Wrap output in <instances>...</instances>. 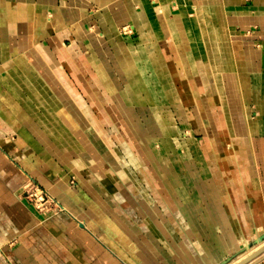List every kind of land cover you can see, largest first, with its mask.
<instances>
[{"label": "crops", "instance_id": "obj_1", "mask_svg": "<svg viewBox=\"0 0 264 264\" xmlns=\"http://www.w3.org/2000/svg\"><path fill=\"white\" fill-rule=\"evenodd\" d=\"M157 1L0 0V264H220L264 236V0ZM191 7L215 24L198 32L196 59ZM159 10L158 53L179 99L166 106L200 165L145 105L153 143L140 147L92 65L124 67L112 28L132 24L123 39L135 51ZM27 181L71 217L34 213Z\"/></svg>", "mask_w": 264, "mask_h": 264}, {"label": "rangeland", "instance_id": "obj_2", "mask_svg": "<svg viewBox=\"0 0 264 264\" xmlns=\"http://www.w3.org/2000/svg\"><path fill=\"white\" fill-rule=\"evenodd\" d=\"M168 3L177 9H181V7L177 4V0H168ZM188 11H190L193 16L192 19H189L187 16H185L184 26L192 41L190 45L191 57L196 59V57H198V32L205 29L214 30L215 24L211 22H200V15L208 12L206 9H203L201 12H199L197 7H191L188 8ZM157 15L158 17L156 18L147 14V19H149V22L151 18H154L153 20L155 21L152 23V25L148 24L147 26H143L142 33L143 35H148L150 38H144L143 40L137 38L138 41L135 51H132L130 48H128V46L125 45L123 39V36H127L136 32L134 30H129L128 26L132 24H119L112 28V30H114V33L112 34L113 42L122 60L124 61V67L115 65L114 72L109 74L106 66L101 60L98 59L95 61V64L92 62L91 63L97 71L100 79L104 83L108 84V89L110 90L112 97H114L117 107L123 111V115L131 127L133 134L135 135V141L138 143V145L140 144V147L147 148L153 143L149 135H146V133L150 131V121L148 115L146 114L149 110L135 107L145 105L148 106L152 112L155 126L162 136H165L167 139L173 138L179 155L181 157H188L191 164L196 163L200 165L201 161L197 150L196 140L182 135L181 139L178 140L179 132L174 120V115L172 112H170L168 106H166L167 103L177 105L179 99L177 93L172 87L171 80L161 60L160 54L158 53L157 40L167 36L168 31L166 29L162 10H159ZM107 16L108 11L104 15V21L107 19ZM105 23L107 24L106 21ZM108 25L109 24H107V27L109 29ZM151 35L153 36L152 39ZM99 41L102 42V37L99 38ZM136 63H138V66H136ZM213 77L215 80V74H213ZM218 94L220 97V90H218ZM121 104L123 107H121ZM124 106L130 108H126V110L124 109ZM136 116L139 118H136ZM227 123L230 131L235 134V132L238 131L236 128H239V121L237 119H227ZM113 124H117V121L113 122ZM234 124L238 127H235ZM108 138L110 141L112 140L111 136ZM162 139V137L158 138V140ZM174 151H176V149ZM125 154L126 156H130L131 153L126 151ZM147 155L150 156L149 153H147ZM190 170L191 169L188 168L189 173L192 171ZM200 172L204 174V168H201ZM69 182L71 186L76 185L73 179H71ZM40 195H43V202H39L38 200ZM21 196L25 200L26 204L32 209V211H34V213H36L41 218L52 219L63 214L69 215L71 217V213L68 211V207L66 205L58 202L50 194H48L47 191L32 181L26 182V187L21 193ZM263 240L264 237L259 235L254 236V240L250 241V243L245 242L243 245L245 251L241 250L233 254L235 257H232L233 255H231L230 257H232V261L229 263L235 261L237 258H239V256H242L243 253L245 254L247 251L253 249V246L255 247ZM262 257H264V255L258 257L257 259Z\"/></svg>", "mask_w": 264, "mask_h": 264}, {"label": "water", "instance_id": "obj_3", "mask_svg": "<svg viewBox=\"0 0 264 264\" xmlns=\"http://www.w3.org/2000/svg\"><path fill=\"white\" fill-rule=\"evenodd\" d=\"M264 237V236H262ZM242 251H245V248L242 249ZM264 252V247H262L261 249H259L258 251H256L255 253H253L252 255H250L249 257H247L246 259H244L243 261H241L238 264H257L259 263L264 257L257 259L255 261L256 258H258L262 253ZM232 257H235V255H233ZM232 257L222 261L220 264H227L230 261H232Z\"/></svg>", "mask_w": 264, "mask_h": 264}, {"label": "bare ground", "instance_id": "obj_4", "mask_svg": "<svg viewBox=\"0 0 264 264\" xmlns=\"http://www.w3.org/2000/svg\"><path fill=\"white\" fill-rule=\"evenodd\" d=\"M264 226V225H263ZM262 247H264V240L262 242H259V244H257L255 247L253 246V249L247 251L245 254L243 253L242 256H239V258H237L235 261L229 263V264H238L241 261H243L244 259H246L247 257H249L250 255H252L253 253H255L256 251H258L259 249H261ZM264 252L260 255L263 256ZM259 256V257H260ZM257 259V258H256ZM255 259V260H256Z\"/></svg>", "mask_w": 264, "mask_h": 264}, {"label": "built area", "instance_id": "obj_5", "mask_svg": "<svg viewBox=\"0 0 264 264\" xmlns=\"http://www.w3.org/2000/svg\"><path fill=\"white\" fill-rule=\"evenodd\" d=\"M38 200H39V202H43V200H44L43 195H40Z\"/></svg>", "mask_w": 264, "mask_h": 264}]
</instances>
